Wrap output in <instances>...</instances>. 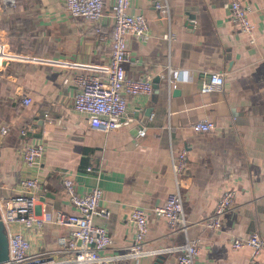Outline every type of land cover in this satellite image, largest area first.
I'll use <instances>...</instances> for the list:
<instances>
[{"label": "crops", "instance_id": "1", "mask_svg": "<svg viewBox=\"0 0 264 264\" xmlns=\"http://www.w3.org/2000/svg\"><path fill=\"white\" fill-rule=\"evenodd\" d=\"M107 1L102 22L111 29L113 6ZM228 1L168 0L167 20L153 0H129V12L148 18L150 36L141 40L127 35L132 59L124 67L133 76L149 78L153 90L129 97L127 113L133 121L105 133L91 128L85 115L73 110L74 86L63 80L78 70L77 65L107 63L109 44L97 42L92 22L72 17L61 0H16L0 15V38L10 52L29 59L14 57L0 67V124L10 126L0 137V192L10 194L18 187L24 169L17 151L18 129L31 124V139L45 144L40 187L49 194L38 197L37 213L42 208L50 214L74 211L62 184L67 176L78 192L101 187L100 205L109 216L96 215L94 220L111 236L106 254L128 251L135 231L129 214L140 206L148 223L145 247L198 237V261L250 264L251 248L233 249L230 242L254 232L264 238V0H239L255 8L251 38L230 19ZM168 32L171 39L165 37ZM209 72L222 73L223 83L201 93L202 77ZM25 92L31 103L16 104ZM147 107L152 110L142 123ZM45 112L57 122L48 121ZM203 118L215 123L211 132L190 127ZM136 127H144L145 134L138 135ZM182 148L186 164L179 189L187 227L186 233H172L150 208L175 191L172 156ZM87 165L93 170H85ZM226 188L234 190V202L221 228L211 231L204 219ZM22 231L31 250L39 251L54 249L56 237L68 229L46 221L39 233ZM257 258L264 264V247ZM113 264L177 263L175 255L167 253L122 257Z\"/></svg>", "mask_w": 264, "mask_h": 264}, {"label": "built area", "instance_id": "2", "mask_svg": "<svg viewBox=\"0 0 264 264\" xmlns=\"http://www.w3.org/2000/svg\"><path fill=\"white\" fill-rule=\"evenodd\" d=\"M15 1L0 0V15L14 6ZM107 2V0H61L72 17L91 21L96 41L108 43L110 47L107 63L77 65L78 70L63 80L74 86L71 103L73 110L85 115L91 128L105 133L133 121V116L127 113L129 97L137 94L148 95L153 90L149 78L133 76L124 67L132 59L127 35L132 34L141 40H147L150 36L148 18L142 13L129 12V0H112V28H104L102 21L107 14ZM153 5L161 18L170 19L168 0H153ZM226 8L230 19L251 38L254 27L251 15L255 8L252 5H244L239 0H229ZM171 36L170 32L165 34L167 39H171ZM14 57L29 59L26 55H15L10 52L0 38V67ZM31 59L40 60L38 57ZM61 63L66 64V61ZM222 83V73L209 72L202 77L199 92L217 90ZM31 101V95L25 92L16 104L25 106ZM44 115L48 121L54 119L48 112ZM54 121L57 122V119ZM190 127L196 132L208 133L215 128V123L203 118L192 122ZM9 130L8 124H0V137L5 136ZM32 132L31 124L19 129L17 151L24 169L18 177L17 189L10 194L0 192V216L8 234V260L2 264H113L122 257L139 259L143 256L160 257L167 253L175 255L177 264H206L196 258L199 252L198 237H186L182 243L145 247L144 238L148 223L145 209L140 206L132 207L129 214L135 231L128 251L117 255L106 254L105 249L111 244V236L104 224L94 220L96 215L104 218L109 216V210L100 205L102 189L98 184L88 191L78 192L72 178L65 176L62 179L64 192L74 211L61 210L50 214L42 208V212L37 213L36 205L40 196L37 192L39 189L45 191L40 187L41 159L45 152V144L42 140L33 141L30 137ZM137 133L143 136L145 128H139ZM101 159L105 160L106 157L103 155ZM185 164L186 151L182 148L172 156L175 191L169 192L163 203L150 208L152 214L166 221L172 233L179 230L186 233L187 220L179 189V175ZM85 170L93 169L87 165ZM234 195L232 188H226L219 195L211 213L204 219V226L207 229L215 231L221 228L223 215L232 206ZM46 221L64 226L68 231L56 237L54 249L32 251L31 242L22 229L39 233ZM230 245L233 249L249 246L250 264H262L257 257L264 247V238L257 233H251L246 237H234Z\"/></svg>", "mask_w": 264, "mask_h": 264}, {"label": "water", "instance_id": "3", "mask_svg": "<svg viewBox=\"0 0 264 264\" xmlns=\"http://www.w3.org/2000/svg\"><path fill=\"white\" fill-rule=\"evenodd\" d=\"M151 110H152L151 107H147L145 109L142 123H144V121L148 118V116L151 113ZM140 126H141V124L138 125V127H140ZM138 127H136V130L139 129ZM37 193L41 196L48 194L41 189H39ZM50 196H52V195L50 194ZM7 260H8V234H7L6 227H5V225L1 219V216H0V264L6 262Z\"/></svg>", "mask_w": 264, "mask_h": 264}, {"label": "trees", "instance_id": "4", "mask_svg": "<svg viewBox=\"0 0 264 264\" xmlns=\"http://www.w3.org/2000/svg\"><path fill=\"white\" fill-rule=\"evenodd\" d=\"M25 125H26V123H24L22 126H20V128L24 127ZM20 128H19V129H20ZM19 129H18V132H19Z\"/></svg>", "mask_w": 264, "mask_h": 264}]
</instances>
